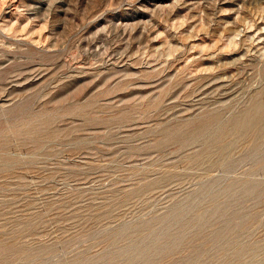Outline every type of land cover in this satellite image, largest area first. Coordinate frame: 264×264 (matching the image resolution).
Returning <instances> with one entry per match:
<instances>
[{
  "label": "rangeland",
  "instance_id": "obj_1",
  "mask_svg": "<svg viewBox=\"0 0 264 264\" xmlns=\"http://www.w3.org/2000/svg\"><path fill=\"white\" fill-rule=\"evenodd\" d=\"M0 264H264V0H0Z\"/></svg>",
  "mask_w": 264,
  "mask_h": 264
}]
</instances>
